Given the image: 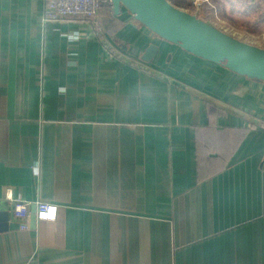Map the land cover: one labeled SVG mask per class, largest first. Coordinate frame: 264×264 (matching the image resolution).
Listing matches in <instances>:
<instances>
[{"label": "crops", "instance_id": "1", "mask_svg": "<svg viewBox=\"0 0 264 264\" xmlns=\"http://www.w3.org/2000/svg\"><path fill=\"white\" fill-rule=\"evenodd\" d=\"M43 8L0 0V264H264V82Z\"/></svg>", "mask_w": 264, "mask_h": 264}, {"label": "water", "instance_id": "2", "mask_svg": "<svg viewBox=\"0 0 264 264\" xmlns=\"http://www.w3.org/2000/svg\"><path fill=\"white\" fill-rule=\"evenodd\" d=\"M110 6L114 15L127 12L161 40L239 75L264 82V47L230 35L169 0H111ZM157 49L151 44L141 59L149 61ZM29 215L33 222L36 217L34 205L30 207Z\"/></svg>", "mask_w": 264, "mask_h": 264}, {"label": "rangeland", "instance_id": "3", "mask_svg": "<svg viewBox=\"0 0 264 264\" xmlns=\"http://www.w3.org/2000/svg\"><path fill=\"white\" fill-rule=\"evenodd\" d=\"M179 8L195 14L217 28L245 42H258L263 47L264 40V0H258L249 14L240 12L239 0H211L196 6L190 1L172 0ZM240 6V7H239ZM100 9L109 10L106 0H101Z\"/></svg>", "mask_w": 264, "mask_h": 264}, {"label": "built area", "instance_id": "4", "mask_svg": "<svg viewBox=\"0 0 264 264\" xmlns=\"http://www.w3.org/2000/svg\"><path fill=\"white\" fill-rule=\"evenodd\" d=\"M109 5L110 1L106 0ZM190 1L196 6L208 0H184ZM101 0H44L43 16L46 19L76 18L90 23L97 31L101 28L98 24ZM264 129V122L260 124ZM12 216L19 221H23L21 227H27L24 223L30 212V207H36V218L39 220L54 219L57 206L42 201H27L17 198L11 199Z\"/></svg>", "mask_w": 264, "mask_h": 264}, {"label": "trees", "instance_id": "5", "mask_svg": "<svg viewBox=\"0 0 264 264\" xmlns=\"http://www.w3.org/2000/svg\"><path fill=\"white\" fill-rule=\"evenodd\" d=\"M172 4H174L175 6H179L178 4H175L172 0H169ZM179 1H184V0H179Z\"/></svg>", "mask_w": 264, "mask_h": 264}, {"label": "bare ground", "instance_id": "6", "mask_svg": "<svg viewBox=\"0 0 264 264\" xmlns=\"http://www.w3.org/2000/svg\"><path fill=\"white\" fill-rule=\"evenodd\" d=\"M111 2V0H109ZM109 4V3H108Z\"/></svg>", "mask_w": 264, "mask_h": 264}]
</instances>
